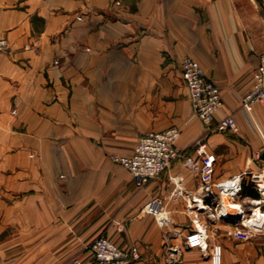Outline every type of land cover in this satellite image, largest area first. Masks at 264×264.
Returning a JSON list of instances; mask_svg holds the SVG:
<instances>
[{"label":"crops","instance_id":"obj_1","mask_svg":"<svg viewBox=\"0 0 264 264\" xmlns=\"http://www.w3.org/2000/svg\"><path fill=\"white\" fill-rule=\"evenodd\" d=\"M0 38V264H95L99 236L137 247L135 264H212L215 244L221 264H264V235H227L198 169L176 161L138 187L111 160L176 127L196 160L205 137L214 182L261 172L264 104L249 114L241 99L264 56V0H0ZM186 57L221 92L213 126L232 116L235 130L193 115Z\"/></svg>","mask_w":264,"mask_h":264},{"label":"built area","instance_id":"obj_2","mask_svg":"<svg viewBox=\"0 0 264 264\" xmlns=\"http://www.w3.org/2000/svg\"><path fill=\"white\" fill-rule=\"evenodd\" d=\"M8 48L7 39L0 38V53L6 52ZM181 70L189 91L193 115L207 127L208 131L226 132L235 130L237 124L232 116L223 118L213 126L215 115L223 106V100L218 86L206 76L200 63L186 57L181 61ZM255 103L264 104V56L253 74L252 88L241 99L242 109L249 114ZM180 137V130L176 127L164 131H151L138 140L131 156L112 155L111 160L127 170L138 187L147 185L166 172L174 162L183 160L189 168L200 171L203 183L202 194L213 202L220 198L221 203L224 197L233 199L240 195L244 178L246 175H251V181L255 189L261 194L260 200L255 201L254 204L259 209L263 208L264 176L261 177L262 171L247 170L227 181L214 182V158L208 151L205 137H200L194 142V155L198 160L193 156L183 155L177 147ZM256 158L259 159L260 156L257 155ZM200 203H203V200ZM240 214L242 218L246 216L244 207H242ZM217 215L220 218L224 214L219 211ZM156 219L161 226L169 222L162 211L156 213ZM241 226V228L236 227V231L230 232V235L235 234L239 238H249L263 231L261 225L257 229H251L242 221ZM205 231V229H199L198 231L202 249L207 248ZM88 254L91 255L95 264H135L140 259L137 247H120L106 236L95 238L88 247ZM210 256L212 264H221L222 246L220 244L213 245ZM70 264H83V259L76 258Z\"/></svg>","mask_w":264,"mask_h":264},{"label":"rangeland","instance_id":"obj_3","mask_svg":"<svg viewBox=\"0 0 264 264\" xmlns=\"http://www.w3.org/2000/svg\"><path fill=\"white\" fill-rule=\"evenodd\" d=\"M261 171H262L261 177H263L264 176V166L262 167ZM244 181H248V183H251L252 185H254L251 181V175H246V177L244 178ZM241 201L244 203L243 205L245 206L246 216L244 218H241V220L238 222H234L232 220L225 221V223H230L229 224L230 226H228L227 228L228 229L226 232L227 235H230V232L236 231V227L241 228L242 221L247 227L251 229H257L259 225L263 227L262 229L263 231L260 234L252 235L250 236V238H253L254 236H257V235H264V204H263V208L259 209L257 208L256 204L249 202V200H242V197L237 198L235 202H238L241 204ZM221 207H222L221 199L218 198V200H216L215 206L213 207L214 212L218 213L221 210Z\"/></svg>","mask_w":264,"mask_h":264},{"label":"bare ground","instance_id":"obj_4","mask_svg":"<svg viewBox=\"0 0 264 264\" xmlns=\"http://www.w3.org/2000/svg\"><path fill=\"white\" fill-rule=\"evenodd\" d=\"M242 205L238 202L231 201L227 197H224L222 200V207L220 212L222 214H233L238 215L241 213Z\"/></svg>","mask_w":264,"mask_h":264},{"label":"trees","instance_id":"obj_5","mask_svg":"<svg viewBox=\"0 0 264 264\" xmlns=\"http://www.w3.org/2000/svg\"><path fill=\"white\" fill-rule=\"evenodd\" d=\"M259 193L255 189L254 185L251 183H248V181H243V186H242V192H241V197H251L253 199H258L259 198Z\"/></svg>","mask_w":264,"mask_h":264},{"label":"water","instance_id":"obj_6","mask_svg":"<svg viewBox=\"0 0 264 264\" xmlns=\"http://www.w3.org/2000/svg\"><path fill=\"white\" fill-rule=\"evenodd\" d=\"M222 218L225 220H232L234 222H238L241 220L242 215L241 214H238V215L227 214V215H223Z\"/></svg>","mask_w":264,"mask_h":264}]
</instances>
